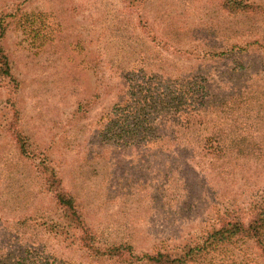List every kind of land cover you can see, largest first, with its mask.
Returning <instances> with one entry per match:
<instances>
[{
  "label": "rangeland",
  "instance_id": "obj_1",
  "mask_svg": "<svg viewBox=\"0 0 264 264\" xmlns=\"http://www.w3.org/2000/svg\"><path fill=\"white\" fill-rule=\"evenodd\" d=\"M246 1L259 7L234 14L224 0H0L21 128L56 167L98 248L152 253L202 238L228 209L249 221L264 207V0ZM131 77L156 92L163 82L191 93L179 111L145 118L128 108ZM6 83L0 246L7 225L29 219L26 228L41 229L20 244L46 264H100L45 192L38 158L16 148ZM129 117L146 126L112 132ZM238 137L243 154L231 143ZM241 247V259L264 264L252 243Z\"/></svg>",
  "mask_w": 264,
  "mask_h": 264
},
{
  "label": "trees",
  "instance_id": "obj_2",
  "mask_svg": "<svg viewBox=\"0 0 264 264\" xmlns=\"http://www.w3.org/2000/svg\"><path fill=\"white\" fill-rule=\"evenodd\" d=\"M223 6L225 11L234 14L253 12L259 7L253 4L250 5L246 0H224ZM3 35L4 30L0 32V81H7L6 87L9 84L14 87L11 92V89H6L9 93L7 101L10 102L13 110L7 130L11 134L21 156L38 158L40 161L38 171L41 175L45 192L53 197L56 206L62 213L61 219H63L67 227L78 229L81 232L82 241L97 258H100V264L102 260H109L116 264H255L253 260L249 261L248 258L241 259L240 253L236 254V252H240V249L242 251L241 246H246L249 243H252L255 249L260 252L258 260L260 262L261 260L264 261V207L255 211L249 221L243 219L240 211L228 209L219 217L218 225H215L202 238L192 243L174 247L160 246L152 253L137 255L128 244H112L98 248L93 230L77 207V203L71 193L63 187L56 167H52L49 157L45 154L40 155L35 152L36 149L31 137L21 128V113L16 101L12 98V94L18 91L19 84L12 73L9 56H7L2 45ZM261 47L264 50V34ZM162 83L160 86H162L163 90L157 89L156 92L152 85L148 89L147 84L134 81L131 77L128 108L133 110L134 114L139 111L138 116L144 113L143 116L145 118L146 115L152 116L155 113H168L170 115L179 111L186 101V96L190 95L191 90H176L173 87L177 86V83H172L171 85H162ZM132 102H135L137 107L133 108L130 106ZM139 107L142 108L141 111L138 109ZM133 120L130 118L123 121V123H113L114 129L111 126L112 132L118 131V128L120 132H135L140 130L141 126H146L147 120L144 118L136 117ZM148 128L149 130L152 129L149 122ZM238 140H242L241 137L231 143L238 146L235 151L243 154L244 144H238ZM30 221L29 219L17 220L13 227L6 226V234L2 238L4 243H1V245L7 243L9 248L0 246V264H46L42 256H39L37 249L34 250L37 254L31 253V246L20 244L21 241L35 240V236H38V232L41 229L39 224L41 223L34 224L33 228L29 227L28 229L26 225ZM56 227L57 224L51 227L49 223H45L44 229L48 232H54ZM29 230H32L31 233L35 234L34 237H27Z\"/></svg>",
  "mask_w": 264,
  "mask_h": 264
}]
</instances>
